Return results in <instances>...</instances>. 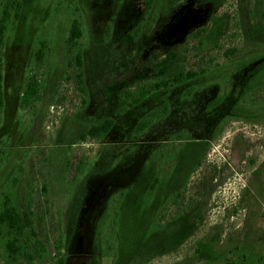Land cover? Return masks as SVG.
Masks as SVG:
<instances>
[{"label": "rangeland", "instance_id": "1", "mask_svg": "<svg viewBox=\"0 0 264 264\" xmlns=\"http://www.w3.org/2000/svg\"><path fill=\"white\" fill-rule=\"evenodd\" d=\"M9 1L0 0V16ZM20 2L4 47L0 210L7 200L31 205L47 246L34 264H54L59 240L66 264H264V217L246 200L250 167L264 172V0ZM75 18L84 32L85 92L65 61ZM200 27L207 31L195 38ZM210 59L204 75L138 104L127 98ZM32 75L41 97L26 106ZM107 119L114 125L104 138L77 139ZM200 159L184 194L201 184L197 205L181 213L171 199L185 193L184 175ZM6 255L1 239L0 264Z\"/></svg>", "mask_w": 264, "mask_h": 264}, {"label": "trees", "instance_id": "2", "mask_svg": "<svg viewBox=\"0 0 264 264\" xmlns=\"http://www.w3.org/2000/svg\"><path fill=\"white\" fill-rule=\"evenodd\" d=\"M122 1V0H120ZM182 0H170L172 7L177 6ZM186 1V0H185ZM22 3L20 0H10L4 5L2 15L0 16V113L4 106V81H5V62H4V47L5 39L9 24L12 19H19L21 14ZM207 31L205 27L198 28L192 35L195 38L201 37ZM83 28L79 19L75 18L71 24L68 38H67V52L65 61L68 67H76V82L82 92H85V70H84V53L80 45V40L83 37ZM45 44L42 43L36 52V61L38 64L42 63L44 57ZM236 49L230 48L225 51L227 59L235 55ZM214 59L208 60L205 67L197 69L181 70L171 78L163 79L161 81L151 84L148 88H141L139 94H127V98L131 99L134 104L142 102L151 92L158 91L163 88H168L173 85H182L188 80L197 78L198 76L206 74L213 63ZM218 65V64H215ZM67 79H72L68 74ZM41 97V82L36 75H32L23 92V103L28 106L40 100ZM85 103V100H83ZM148 115V118L142 120L138 126V131H143L149 127L160 115L163 116L168 111V105L161 107ZM1 119V114H0ZM114 121L107 119L99 124L90 126L89 129L82 132L78 140L85 141L88 138L102 139L112 129ZM254 163V160H251ZM43 191L48 192V186L43 184ZM35 213L30 204L21 210L19 206L14 205L11 201H5L3 208L0 210V240H5V248L7 253V264H19L21 258H26L28 264H34L36 260L43 258L44 252H47L46 244L38 238V232L35 228ZM32 240H35L31 244ZM63 241L59 240L56 245L58 252L54 258V264H66L64 252L61 250Z\"/></svg>", "mask_w": 264, "mask_h": 264}, {"label": "flooded vegetation", "instance_id": "3", "mask_svg": "<svg viewBox=\"0 0 264 264\" xmlns=\"http://www.w3.org/2000/svg\"><path fill=\"white\" fill-rule=\"evenodd\" d=\"M251 160H253L252 157L249 158L250 162ZM255 163L256 161H254V163L252 164L254 165ZM201 167H202V159L195 161L194 165L190 166L187 169V172L184 175L186 182H185V186L183 189L185 193H180V194L177 193L176 196L171 199V203L173 205L182 208L181 213L191 212L193 210V207H195V204L197 202L195 200V197L198 195L197 191L202 189V186H200L201 184L196 183V185L193 186L194 189L192 190V194L190 196L185 197L184 194L186 195L187 192L191 191L188 189V187L192 185V182H191L192 175L196 173ZM250 168H251L250 170L252 172L251 173L252 175H251L250 184L248 185L247 188H249V186L251 185V191L248 194L249 199L247 198L246 200L250 201L249 206L253 209L254 215L256 216V214H258L259 218H263L264 216L261 215L260 208L262 207L264 210V172L260 173L261 169L257 166H253ZM155 182H156V189H157L160 187L162 183L159 176L155 178ZM244 191H243V196L245 195ZM182 203H185V204H182ZM183 207H185V210ZM197 218L202 220V213H200L197 216Z\"/></svg>", "mask_w": 264, "mask_h": 264}]
</instances>
